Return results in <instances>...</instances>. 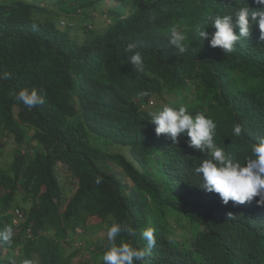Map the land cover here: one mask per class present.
Instances as JSON below:
<instances>
[{
	"label": "trees",
	"instance_id": "trees-1",
	"mask_svg": "<svg viewBox=\"0 0 264 264\" xmlns=\"http://www.w3.org/2000/svg\"><path fill=\"white\" fill-rule=\"evenodd\" d=\"M100 1L56 0L54 9L74 20ZM135 1L125 17L108 8L114 16L107 27L78 42L71 27L41 18L43 5L0 0V77L7 76L0 79V132L13 142L11 160L0 166V231L12 226L6 211L27 202L25 220L12 226V244L0 240V264H71L75 254L67 248H74L78 228L102 227L106 235L114 222L137 233H121L117 242L132 239L137 247L146 246L140 233L155 229L149 264H264L258 198L225 204L205 191L195 173L205 154L184 134L176 143L168 134L157 136L150 119L153 108L165 104L203 113L217 124L215 142L244 162L264 137V40L254 25L225 53L210 46L211 35L201 39L195 25L207 24L211 34L216 14L231 15L235 23L241 6H262L254 0ZM173 25L187 34L184 53L170 43ZM130 43L142 52L143 71L128 60ZM33 89L43 104L28 108L16 99ZM165 91L186 93L169 103ZM149 100L153 104L141 108ZM236 124L240 137L232 134ZM116 166L127 180L116 175ZM30 224L36 235L21 240ZM106 241L93 252L100 264Z\"/></svg>",
	"mask_w": 264,
	"mask_h": 264
},
{
	"label": "clouds",
	"instance_id": "clouds-1",
	"mask_svg": "<svg viewBox=\"0 0 264 264\" xmlns=\"http://www.w3.org/2000/svg\"><path fill=\"white\" fill-rule=\"evenodd\" d=\"M254 3L262 7L252 9L249 6H241L236 13L235 23H233L231 15L216 14L213 21L214 33L210 34L206 31L207 24L202 22L195 25V30L201 39L211 35L210 46L220 47L225 53H232L237 41L241 38H248L254 25L260 30V39L264 40V0H254ZM74 23L75 21L70 17L59 21L61 27H73ZM89 25L84 24L87 29H91ZM236 29H238V33ZM168 33H170V43L175 45L180 53H184L188 42L187 34L180 31L177 25H173ZM125 52L129 54L128 60L136 70L143 71L144 57L137 44H128ZM0 79H7V76L0 77ZM41 91L43 90L41 89ZM140 95L147 97L149 93L142 92ZM16 99L28 108H34L45 102L44 96L38 95L36 89L30 92L21 90ZM152 104L153 101L149 100L148 103H142L140 106L146 108ZM150 119L156 125L157 136L168 134L172 142L176 143L178 135L184 134L189 138L190 147L205 154L206 158L195 168V173L202 177V187L205 191L218 193L225 204L229 200L244 204L258 198L256 204L264 206V137L257 138L258 142L251 146V154L241 163L240 160L227 153L224 147L215 142L217 124L203 113L198 112L193 116L184 106L174 107L171 104H165L152 111ZM232 134L240 137L242 134L241 125L236 124L232 129ZM95 183H101L99 176ZM6 212L10 216L11 224L15 230L25 220V211L21 206L13 205ZM12 226H6L0 231V240L9 245L12 244L14 238ZM83 233L84 231L79 228L76 231L77 240L73 246L77 249V253L78 248L83 246L81 239ZM121 233L128 238H134L137 235L136 230L127 223H112L106 232L107 250L102 256L103 264H149L147 258L150 257L151 250L156 246L155 229L148 227L140 233L141 239L146 242L144 247L134 246L132 239L127 241L121 239L118 243L117 238L121 236ZM35 235L30 224L25 228L21 240L33 239ZM20 244L21 242L13 249L15 254L19 252ZM24 264H31V262L26 260Z\"/></svg>",
	"mask_w": 264,
	"mask_h": 264
},
{
	"label": "rangeland",
	"instance_id": "rangeland-1",
	"mask_svg": "<svg viewBox=\"0 0 264 264\" xmlns=\"http://www.w3.org/2000/svg\"><path fill=\"white\" fill-rule=\"evenodd\" d=\"M36 4H39L41 7L45 9L44 12L41 13V18H54L58 21L60 19L69 18L67 14H60L54 9V4L56 0H29ZM101 6L102 8L98 9ZM135 0H101L98 3V7L95 6V9H89L87 11H83L82 15H78L76 12L74 14V26L69 29L74 40L78 42L83 40L85 37H88L91 34H94L98 31H102L107 27L108 19H113V14L118 13L119 16L125 17L126 14L131 12L136 8ZM108 8L111 9V13ZM108 14V15H103ZM103 15V16H102ZM107 19V20H106ZM84 22L90 24L89 27L91 29H87L84 26ZM186 92H164L163 97L169 103L180 102V96L185 94ZM156 98L153 97L154 101ZM154 110L156 108H153ZM93 139H98V137L92 135ZM13 148V142L10 137L0 132V166L5 167L4 165L11 160V150ZM115 147H110V150H113ZM62 165L58 164V167ZM116 175L118 177H122L124 180H127V176L120 170V167H115ZM67 181L70 182L69 176L65 174V192L67 195H70L72 192V188ZM22 207V205H20ZM96 225V224H92ZM105 230L102 227H91L84 230L82 235L83 246L78 248V253L74 250L73 247H68L67 250H72L74 252V257L71 260V264H100V260L94 258L93 252L96 253L98 245L100 244V240L104 238ZM76 247V246H75ZM74 260V261H73ZM94 261V262H93Z\"/></svg>",
	"mask_w": 264,
	"mask_h": 264
},
{
	"label": "bare ground",
	"instance_id": "bare-ground-1",
	"mask_svg": "<svg viewBox=\"0 0 264 264\" xmlns=\"http://www.w3.org/2000/svg\"><path fill=\"white\" fill-rule=\"evenodd\" d=\"M13 182H14V181H13ZM7 187H8V186H7ZM8 188H9V187H8ZM8 188H7V189H8ZM32 199H33V198H32ZM14 200H15V199H14ZM24 200H25V199H24ZM24 200H23V201H24ZM23 201H22V202H23ZM16 202H17V201H16ZM22 202H21V203H22ZM35 202H36V201H35ZM10 203H11V202H10ZM25 203H27V202H25ZM25 203H23V204H25ZM32 203H33V202H32ZM23 204H22V205H23ZM28 204H29V203H28ZM28 204H27V205H28ZM9 205H10V204H9ZM27 205H25V206H27ZM28 207H29V206H28ZM30 208H31V207H30ZM25 211H27V210H25ZM25 213H26V212H25ZM7 224H8V223H7ZM10 224H11V223H10ZM3 226H4V225H3ZM4 228H5V227H4ZM32 228H33V227H32ZM21 238H22V236H21ZM19 240H20V239H19ZM25 243H26V242H25ZM27 243H28V241H27ZM6 245H7V244H6ZM13 245H14V244H13ZM21 245H22V243H21ZM15 246H16V245H15ZM25 246H26V245H25ZM0 247H1V246H0ZM25 249H26V248H25ZM8 251H9V249H8ZM11 251H12V250H11ZM25 251H26V250H25ZM25 251H24V252H25ZM6 252H7V251H6ZM9 253L11 254V252H9ZM17 256H18V255H17ZM37 256H38V255H37ZM27 257H28V256H27ZM23 260H26V259L24 258ZM73 261H74V260H73ZM93 262H94V261H93Z\"/></svg>",
	"mask_w": 264,
	"mask_h": 264
}]
</instances>
